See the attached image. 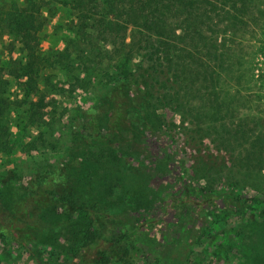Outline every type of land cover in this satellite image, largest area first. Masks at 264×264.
Wrapping results in <instances>:
<instances>
[{"label": "trees", "instance_id": "16d2710c", "mask_svg": "<svg viewBox=\"0 0 264 264\" xmlns=\"http://www.w3.org/2000/svg\"><path fill=\"white\" fill-rule=\"evenodd\" d=\"M59 6L69 13V36L62 50L42 51L44 13ZM263 19L264 0H0V40L18 50L0 66V153L12 146L6 97L13 85L23 92L15 104L29 139V166L0 176V242L60 249L63 240L71 264H133L138 249L124 235L139 236V250L149 248L158 223L144 216L121 225V207L134 214L141 194L118 191L116 183L134 171L148 181L168 173L183 183L158 212L189 208L203 217L187 241L192 248L250 208L264 196V120L256 128L239 119L221 82L233 75L228 42ZM140 150H153L159 164L145 165ZM97 180L112 184L94 201L89 186ZM122 192L116 205L98 200ZM256 225L263 229L264 218ZM177 235L143 264H177L173 251L192 264L194 251L181 252Z\"/></svg>", "mask_w": 264, "mask_h": 264}, {"label": "rangeland", "instance_id": "374dc122", "mask_svg": "<svg viewBox=\"0 0 264 264\" xmlns=\"http://www.w3.org/2000/svg\"><path fill=\"white\" fill-rule=\"evenodd\" d=\"M44 15L46 16L45 26L39 34L42 51H47L48 49L62 50L65 46L66 37L69 36V32L66 29V23L70 19L69 13L65 8L59 6L56 12L53 11L50 14L45 12ZM233 40V42H228V48L230 49L229 62L233 64V75H224L221 86L224 92L236 99L235 105L239 114L237 117L239 119L247 117L248 125H254V127L258 128L256 123L261 125L260 122L264 120V19L260 27H253L249 34L244 33L239 39ZM10 49L9 40L7 37H3L0 40V66L5 64L10 57H16L18 54V50L12 49L13 52H16L13 54L10 53L12 52ZM103 49L107 48L103 47ZM136 61L137 57H134L133 62ZM6 98L9 102H13V110L9 113V118L13 125L11 129L12 146L9 152L0 153V176L5 175L10 170L21 169L22 166L23 168H27L29 166V163L23 164L29 154L26 148V143L29 139L24 136V122L23 118H21L23 116L22 108L16 107L17 103L15 104V102L23 98V92L13 85ZM31 99L36 101L34 97ZM85 99L86 102H91L92 97ZM71 107L72 102L70 101L67 103L68 110ZM66 119L67 116L62 118L63 121H66ZM57 136L58 133L55 137ZM142 151H139L138 157L145 159V165L154 168L155 164H159L160 158L154 154L153 150H147L145 151L146 153ZM157 173H160L159 170ZM248 182L250 183L251 180ZM108 184L112 183H100L98 181V183H93L92 187L90 184L89 187L93 189L94 193H89L90 188L88 189V193L94 197V201L95 197L102 194L104 187ZM116 185L119 188L118 191L124 186L126 192L137 189V192L141 194V197L138 199L140 201L132 206L134 214L129 211L128 207H121L122 212L119 215L121 216L119 219L122 223L121 225L128 226L134 221V218H143L144 216L158 222L150 234L152 235V244H149V248L143 247L139 250V236L124 235L123 239L126 241H130V239L134 240L138 249V251L132 250L133 257L131 259L133 264H143L145 261L152 260L156 261L167 244L173 245V242H176V239H174L176 233L178 234V238L183 239L180 251L183 253L191 249L194 251L195 256L192 259V264H198V262L208 264L209 261L212 264H264V228L260 227L259 230L256 225L257 223L261 225L263 222L264 196H258V201L253 202L250 208H247L244 212L241 211L236 216L230 215L228 226L221 225L219 229L213 231L209 240L199 241L192 248L191 244L187 241L191 236L197 237L199 233L197 229L203 222V217H198L197 214L190 212L189 208L171 211L166 216H162L158 212L162 200L181 194L183 183L177 178L171 174L164 173L162 177L153 176L148 181L143 177L142 173L134 171L131 174L126 173L122 182L116 183ZM122 196L123 192L120 195L108 193L98 197V200L104 201L108 206L116 205V200L124 199ZM245 196L248 199L255 197L250 192H246ZM190 218L193 219L190 220ZM36 219L34 215V223ZM196 219L198 221L195 224L196 228H192V233H186L184 231L186 226L190 222L192 224L195 223ZM125 228L123 227L122 229L126 231ZM116 229H112L115 232L114 234L124 232ZM108 233L103 232L102 236L106 238ZM59 243L62 245L60 249L49 247L48 245L43 247L24 245L21 248V246L12 240L0 242V264H71V256L67 251H64V247H67L63 246L65 242L60 240ZM227 245L230 247H226ZM102 248L105 249L107 246L103 245ZM146 252L149 255L147 260H144L143 254L146 255ZM170 254V261L173 259L177 261V264H183L182 256L176 254L175 251Z\"/></svg>", "mask_w": 264, "mask_h": 264}]
</instances>
